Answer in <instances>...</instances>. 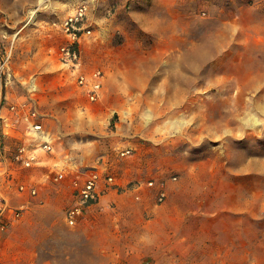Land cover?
Instances as JSON below:
<instances>
[{
	"label": "rangeland",
	"instance_id": "obj_1",
	"mask_svg": "<svg viewBox=\"0 0 264 264\" xmlns=\"http://www.w3.org/2000/svg\"><path fill=\"white\" fill-rule=\"evenodd\" d=\"M82 3L91 33L65 66L62 25ZM96 71L92 100L76 75ZM2 100H43L70 181L113 173L123 188L111 196L146 195L166 217L160 257L134 264H264V0H0ZM29 171L15 180L45 169ZM60 186L30 209L61 222L67 199L48 193Z\"/></svg>",
	"mask_w": 264,
	"mask_h": 264
},
{
	"label": "crops",
	"instance_id": "obj_2",
	"mask_svg": "<svg viewBox=\"0 0 264 264\" xmlns=\"http://www.w3.org/2000/svg\"><path fill=\"white\" fill-rule=\"evenodd\" d=\"M7 53L8 58L10 55H13L14 58L12 57L8 61L6 70L8 74H12L10 82H16L24 70L21 63L15 62V50L8 49ZM23 63L25 64L24 61ZM40 75H36L34 80L30 81L37 80ZM33 86H35V82ZM36 87H38L37 83ZM2 101L3 104L0 102V114L10 123L7 128L9 133L7 142L28 141V136L34 134L29 132L24 120L18 123L19 113L13 112L9 104L25 102L28 107L38 110L36 104L38 102V105H41L43 100ZM45 108L51 113L48 115H53L52 107ZM40 119L43 120L42 117ZM56 131L45 128L43 124V136L40 135L37 140L39 142L43 138H48L55 146L54 154H48L39 147L35 148L41 160H44L37 168L43 167L44 173L41 176L31 174L28 179H16L15 181L28 184L38 183L39 191L47 183L61 185L48 193L57 194L55 195L57 198H53V200L56 201L62 197L67 199L66 203L69 204L73 196L71 177L68 175L60 182H50L46 178L49 169L59 170L62 165H65V160L58 158L60 152H56V146L58 150L59 146L65 142L64 139L55 138ZM54 162H56L55 167ZM33 170L36 168L30 169L29 172ZM13 189V186L10 187L6 183L0 186V192H3L11 207L13 209L22 208L21 217L18 220L0 216V264H111L114 258L119 259V262L123 264H134L138 261L144 262V260L152 262L153 258L158 259L162 252L163 233H166V239L168 237V227L164 226L166 217L158 211V208L156 210L146 207V205L155 207L149 202L150 199L146 195H135V198L128 195L117 199L111 195L104 196L97 206L86 213V217L80 220L77 226L69 227L65 221V213L61 222H55L48 215L42 216L30 209L38 198L43 197V193L32 195L28 191H13ZM114 199L115 202H111V204L110 201H114ZM123 201L125 204L129 202L130 207H125L128 209L120 208L115 214L108 208L112 205V209H118ZM116 219L118 222L115 221ZM48 249L50 252H46ZM41 250L42 252H40Z\"/></svg>",
	"mask_w": 264,
	"mask_h": 264
},
{
	"label": "built area",
	"instance_id": "obj_3",
	"mask_svg": "<svg viewBox=\"0 0 264 264\" xmlns=\"http://www.w3.org/2000/svg\"><path fill=\"white\" fill-rule=\"evenodd\" d=\"M87 10L88 5L82 3L63 22V32L68 40L60 46L59 53L65 66L74 65L76 67L80 64L79 57L81 54L78 44L83 35L91 33L90 29L84 31L85 28H83L81 23L87 14ZM100 75V71H96L91 75L83 73L76 75L77 83L87 87L89 97L92 100L99 94L101 87ZM26 104L24 102L10 105V109L13 112L19 113L18 123L24 120L27 123L29 132L34 134L33 136L30 134L26 142H7L9 137L7 128L10 123L0 114V175L5 177L8 184L16 182L15 175L20 170H30L41 165L44 160H41L35 148H42L48 154L55 153L54 143L50 139L42 137L43 139L37 142L40 135L43 134L41 115L37 109L28 107ZM120 154L122 156L132 154V149L121 150ZM55 166L56 162H54ZM68 172V167L62 165L59 170H55V168L53 170L49 169L46 173V178L50 182H60L68 176ZM81 174H78L76 179L72 180L73 196L64 211L66 222L72 227L77 226L80 220L86 217V213L94 206H97L104 196L110 195L112 192L117 193L123 188V185L118 182L117 177L113 173L93 169L83 172V176ZM17 190L28 191L32 195H37L39 193V185L38 183L28 184L22 182L18 183ZM21 212L22 208L13 209L3 192H0V216L18 220L21 217Z\"/></svg>",
	"mask_w": 264,
	"mask_h": 264
}]
</instances>
